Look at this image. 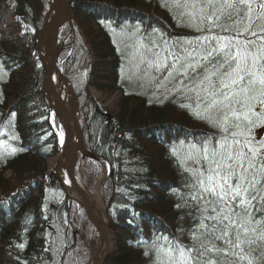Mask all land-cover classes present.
<instances>
[{
    "label": "trees",
    "instance_id": "obj_1",
    "mask_svg": "<svg viewBox=\"0 0 264 264\" xmlns=\"http://www.w3.org/2000/svg\"><path fill=\"white\" fill-rule=\"evenodd\" d=\"M66 2L72 24L66 27L59 65L79 100L84 150L108 168L103 194L114 250L105 264H167L158 249L168 245L157 237L188 244L194 227L189 215H195L194 208L177 207L185 204L188 192L186 169L197 167L188 164L189 145L213 137L217 130L193 114L196 108L160 105L133 92L122 80L123 62L112 31L140 22L145 26L143 43L159 53L165 42L195 41L202 33L186 26L180 15L185 10L173 0ZM8 7L10 12H5ZM39 12L30 0H0V25L10 14L11 25L23 26L20 36L16 29L14 38L0 37V73L7 78L0 83V141L5 139L3 129L13 139L0 143V187H7L10 179L19 185L0 199V264H66L73 247L69 235L74 202L46 167L57 153V140L49 124L46 73L35 43L42 27ZM82 68L99 92L120 95L111 116L85 95L77 74ZM59 235L64 247L56 258L53 240Z\"/></svg>",
    "mask_w": 264,
    "mask_h": 264
},
{
    "label": "snow or ice",
    "instance_id": "obj_2",
    "mask_svg": "<svg viewBox=\"0 0 264 264\" xmlns=\"http://www.w3.org/2000/svg\"><path fill=\"white\" fill-rule=\"evenodd\" d=\"M173 4L202 35L165 42L149 64L167 69L165 80L180 77L177 90L194 95L193 114L217 134L189 145L198 167L186 169L188 192L177 207L194 208L190 242L157 237L168 245L158 251L167 264H264V137L254 134L264 129V0Z\"/></svg>",
    "mask_w": 264,
    "mask_h": 264
},
{
    "label": "rangeland",
    "instance_id": "obj_3",
    "mask_svg": "<svg viewBox=\"0 0 264 264\" xmlns=\"http://www.w3.org/2000/svg\"><path fill=\"white\" fill-rule=\"evenodd\" d=\"M30 1L33 2L36 9L38 8L40 10V19L42 20V23L45 24L47 21V13L49 12V4L51 1ZM8 11L10 12L9 7L5 9V12ZM11 17L12 16L10 14L6 15L5 22L0 25V37L3 36L4 40L14 38L12 34L16 29L20 30L18 31L17 36H20V34H22L23 32V29L21 28L23 26L21 23L17 22L18 27H16V24L11 25L10 22H13V18ZM68 23L69 21L66 24ZM141 33L142 26L140 22H137L136 24H124L119 27V30L112 32L114 43L121 55L123 62L121 69L122 80L131 85L133 92L147 96L154 103L160 105H164L166 103H177L189 105L192 109L196 108L194 95L186 94L183 88L177 90L180 77L176 76L175 78L165 80V77L168 74L167 69L157 71L155 64H152L150 66L149 62L155 61L157 59L154 53L159 52L158 50L149 48L142 43ZM65 35L66 30H63L60 37L61 49H59V51L62 50V40L65 38ZM36 47L39 48L38 43L36 44ZM168 64H171V60L168 61ZM84 71L86 72V75L88 74V85L85 86L84 84L86 88L85 95L88 96L90 103L92 101L93 103L98 104V106H100V108L104 110L105 114L111 116L112 113H115L117 111L116 107L119 102L120 95H110L104 92H99L97 89H95L92 86L95 81H92L93 79H89L90 72L87 70V68H82L81 70L77 71V74L80 76L82 81H84ZM6 80L7 78L5 76H2L0 73V83L2 81L4 83ZM101 82V86L107 88L106 82L104 80H101ZM189 96H192V98L190 99ZM63 98L65 100V94H63ZM78 118V124L81 129L80 131H82V117L80 116V114H78ZM51 120L54 123L53 126L57 137L55 134L54 135L56 139L58 138V145L56 144V147L59 149L63 143L64 135L61 131V128L55 124L54 118H51ZM8 132L10 131H8L7 129L2 130L1 135H4L5 137L3 142L13 140L11 137L7 136L6 133ZM254 134H260L261 136H264V129L257 128L256 130H254ZM82 144L83 142H81L80 144V152L78 153L76 160V174L78 178L83 182L89 199L95 200L102 207L103 220L108 226V221L106 220L105 216V198L103 194V186L108 176V168L105 162L100 161L85 152ZM55 163L56 157L48 159V161L46 162L48 172H51L53 170ZM188 164L198 167V165L192 159H188ZM9 175L10 172L6 173L5 177L9 178ZM8 181L9 183L7 187H0V199L3 194H6L9 191L8 189H11L12 192L18 189L19 185L16 180L10 179ZM71 225L72 227L69 236L73 247L71 248L70 255L67 258L66 264H90L92 257L97 253V250L100 246V239L94 228L90 225L89 222H87V220H85L84 216L82 215L81 208L77 202H74L73 205ZM110 238L112 252L114 250L112 233H110ZM53 242L55 257L58 258L59 251H61L64 247V242L61 235L55 237Z\"/></svg>",
    "mask_w": 264,
    "mask_h": 264
},
{
    "label": "water",
    "instance_id": "obj_4",
    "mask_svg": "<svg viewBox=\"0 0 264 264\" xmlns=\"http://www.w3.org/2000/svg\"><path fill=\"white\" fill-rule=\"evenodd\" d=\"M51 11L55 12V22H54V27H53V32H52V41L47 47V53L50 58V70L46 75V78L44 81V88L47 91L48 95L56 96L58 102L59 103L62 102L61 98L57 96L52 89L47 87L51 74L55 72L58 78L62 80V82L65 84L67 91H69L71 95V98H72L71 102H72V109H73L71 116L64 118V120L62 121V126L66 134V138H65L63 148L57 156L54 172L60 181L65 179L78 189V192L80 195L78 202L82 208V211L101 237V244H100L99 250L97 254L94 256L91 264H105L106 259L111 253V247H112L111 238L109 236L107 226L105 225V228H104L99 218L91 212L90 201L88 199L86 190L83 184L75 176L74 164L67 165V167H63V168L60 167L61 160L72 149L74 126L77 125L78 101H77L76 95L73 92L71 86L67 83L66 79L60 72L58 65H57V46H56L57 36H58L59 29L62 25L64 14L66 12H69L70 9L68 8V5L66 4L65 0H61L60 4L54 3L52 5ZM77 128H79L78 125H77ZM72 158L74 159L76 158V156L73 153H72ZM95 258H97V261H95Z\"/></svg>",
    "mask_w": 264,
    "mask_h": 264
},
{
    "label": "bare ground",
    "instance_id": "obj_5",
    "mask_svg": "<svg viewBox=\"0 0 264 264\" xmlns=\"http://www.w3.org/2000/svg\"><path fill=\"white\" fill-rule=\"evenodd\" d=\"M52 3L60 4L61 0H51ZM66 10V9H64ZM68 13L64 14L63 23L68 22ZM54 27V17L53 14L50 15L47 18V21L44 25L43 30L40 32V35L38 37V47L40 50V56L44 63V66L49 68V60L47 55V47L52 41V32ZM47 87L50 89H53L56 94L60 95L63 98L64 92L67 93L65 100H63L61 103L58 102L57 97H50V104L52 109L57 113V115L64 120V118L69 117L71 113V104H70V98L68 95V92L64 86V84L57 78L56 74H53L51 76L50 82L47 84ZM80 152V146H79V132L75 125L74 129V142L72 145L71 151L63 157V159L60 162V167H67V165H72L75 163L74 158H72V153L75 155ZM64 185L66 187L67 193L70 197L79 199V192L78 189L73 186L68 181L64 180ZM90 201V207L91 212L97 216L102 223V225L105 228V221L103 220V209L102 207L95 201V200H89ZM95 261H97V258H95ZM94 261V262H95Z\"/></svg>",
    "mask_w": 264,
    "mask_h": 264
}]
</instances>
